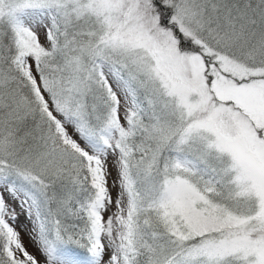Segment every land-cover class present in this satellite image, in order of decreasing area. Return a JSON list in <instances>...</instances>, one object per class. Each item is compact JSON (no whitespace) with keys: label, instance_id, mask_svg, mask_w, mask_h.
<instances>
[{"label":"snow or ice","instance_id":"snow-or-ice-1","mask_svg":"<svg viewBox=\"0 0 264 264\" xmlns=\"http://www.w3.org/2000/svg\"><path fill=\"white\" fill-rule=\"evenodd\" d=\"M0 264H264V0H0Z\"/></svg>","mask_w":264,"mask_h":264}]
</instances>
